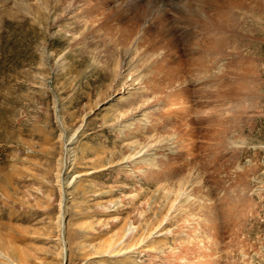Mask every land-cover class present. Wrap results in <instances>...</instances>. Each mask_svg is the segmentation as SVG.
Segmentation results:
<instances>
[{
  "label": "rangeland",
  "instance_id": "obj_1",
  "mask_svg": "<svg viewBox=\"0 0 264 264\" xmlns=\"http://www.w3.org/2000/svg\"><path fill=\"white\" fill-rule=\"evenodd\" d=\"M0 264H264V0H0Z\"/></svg>",
  "mask_w": 264,
  "mask_h": 264
},
{
  "label": "bare ground",
  "instance_id": "obj_2",
  "mask_svg": "<svg viewBox=\"0 0 264 264\" xmlns=\"http://www.w3.org/2000/svg\"><path fill=\"white\" fill-rule=\"evenodd\" d=\"M6 246V245H5ZM10 253V252H9Z\"/></svg>",
  "mask_w": 264,
  "mask_h": 264
}]
</instances>
